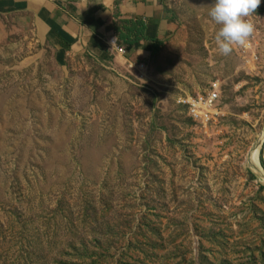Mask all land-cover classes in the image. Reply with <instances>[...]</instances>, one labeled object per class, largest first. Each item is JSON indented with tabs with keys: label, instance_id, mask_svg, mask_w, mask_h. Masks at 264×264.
Segmentation results:
<instances>
[{
	"label": "rangeland",
	"instance_id": "374dc122",
	"mask_svg": "<svg viewBox=\"0 0 264 264\" xmlns=\"http://www.w3.org/2000/svg\"><path fill=\"white\" fill-rule=\"evenodd\" d=\"M247 19L252 48L194 21L115 68L0 17V264H264V5ZM211 81L202 127L176 99Z\"/></svg>",
	"mask_w": 264,
	"mask_h": 264
},
{
	"label": "crops",
	"instance_id": "0c3cea01",
	"mask_svg": "<svg viewBox=\"0 0 264 264\" xmlns=\"http://www.w3.org/2000/svg\"><path fill=\"white\" fill-rule=\"evenodd\" d=\"M196 1L182 0L179 8L168 0H0V17H11L17 26L33 32L54 49L59 61L66 63L69 57L79 54L115 68L148 67L157 54L179 52L183 45L179 25L211 23L207 16L211 0H204L202 5ZM123 20L145 22L139 42L120 40V33L132 37L139 34L137 29H126ZM157 41L161 44L152 53Z\"/></svg>",
	"mask_w": 264,
	"mask_h": 264
},
{
	"label": "clouds",
	"instance_id": "9594fccd",
	"mask_svg": "<svg viewBox=\"0 0 264 264\" xmlns=\"http://www.w3.org/2000/svg\"><path fill=\"white\" fill-rule=\"evenodd\" d=\"M260 3L261 0H213L207 16L218 25L214 43L220 55L228 56L233 51V45H246L254 31L247 18Z\"/></svg>",
	"mask_w": 264,
	"mask_h": 264
},
{
	"label": "built area",
	"instance_id": "2783aa9c",
	"mask_svg": "<svg viewBox=\"0 0 264 264\" xmlns=\"http://www.w3.org/2000/svg\"><path fill=\"white\" fill-rule=\"evenodd\" d=\"M244 47L252 48L251 41H247ZM140 67L142 68L144 65L142 64ZM176 104L187 112L192 122L202 127L211 125L222 115L221 91L217 83L210 84L203 91L181 92L176 99Z\"/></svg>",
	"mask_w": 264,
	"mask_h": 264
},
{
	"label": "trees",
	"instance_id": "16d2710c",
	"mask_svg": "<svg viewBox=\"0 0 264 264\" xmlns=\"http://www.w3.org/2000/svg\"><path fill=\"white\" fill-rule=\"evenodd\" d=\"M261 3L264 5V0H261ZM123 25L126 29L128 30H133V29H137L138 33V36H134L132 37V35H125L124 33H120V40L121 41H124L128 44H134V43H137L139 42V40L144 36V30L146 28V24L144 21L142 20H123ZM120 27V26H119ZM119 27H118V30H119ZM161 44V41H157L152 49V53H156V51L158 50L159 48V45Z\"/></svg>",
	"mask_w": 264,
	"mask_h": 264
}]
</instances>
